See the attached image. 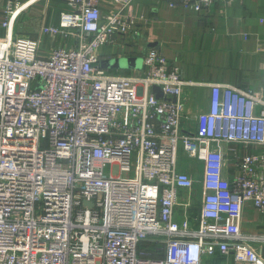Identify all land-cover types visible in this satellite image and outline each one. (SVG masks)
<instances>
[{
    "label": "built area",
    "instance_id": "built-area-1",
    "mask_svg": "<svg viewBox=\"0 0 264 264\" xmlns=\"http://www.w3.org/2000/svg\"><path fill=\"white\" fill-rule=\"evenodd\" d=\"M63 1L40 33L75 44L46 55L15 33L30 0L4 9L0 264H264V233L243 229L247 203L264 215V94L214 84L192 117L181 68L159 49L133 74L101 66L103 47L139 33L137 0H110L107 16L103 0ZM164 1L196 12L226 2ZM181 153L202 165L200 201ZM218 256L231 261L207 262Z\"/></svg>",
    "mask_w": 264,
    "mask_h": 264
},
{
    "label": "crops",
    "instance_id": "crops-1",
    "mask_svg": "<svg viewBox=\"0 0 264 264\" xmlns=\"http://www.w3.org/2000/svg\"><path fill=\"white\" fill-rule=\"evenodd\" d=\"M37 1L30 0L28 5ZM102 4L103 16L115 8L110 0H103ZM40 12L43 15L38 13L29 23L34 31L21 35L38 39L45 55L54 47L75 44V39L41 34L42 26L58 23L61 12L55 11L52 18L46 8ZM134 13L140 19L139 33L122 36L115 45H106L102 56H143L151 48L162 51L181 68L186 81L182 96L186 114L194 117L209 108L214 84L264 94V0H226L224 5L217 4L201 12L172 8L164 0H137ZM247 217L254 218L250 222L257 221L259 226L264 215L247 203L244 225ZM227 260L231 261L218 256L207 262Z\"/></svg>",
    "mask_w": 264,
    "mask_h": 264
},
{
    "label": "rangeland",
    "instance_id": "rangeland-1",
    "mask_svg": "<svg viewBox=\"0 0 264 264\" xmlns=\"http://www.w3.org/2000/svg\"><path fill=\"white\" fill-rule=\"evenodd\" d=\"M23 3L29 1V0H20ZM7 5V0H0V35H3L5 33V28L2 27V21L4 19V9ZM49 10V15L52 18L56 12H62L64 8L63 0H38L36 3L31 5L28 9L23 11L17 18L15 23V32L17 34H29L32 31H34L31 26L29 25L30 22L34 21V18L37 17L38 13L40 15V11H43V9ZM43 13V12H42ZM41 13V14H42ZM43 15V14H42ZM124 57V56H121ZM132 57L141 58L142 61L144 60L142 55H135ZM114 58V57H112ZM116 58V57H115ZM106 59H103L104 62ZM136 70L134 69H117V68H110L109 72L113 74H133ZM180 170L183 172H189L190 175L193 176L195 180V184L192 190V195H195V200L200 199V196L202 195V189H201V179H202V165L200 162H198L194 158H189L184 153L180 154ZM197 195V196H196ZM249 217V216H248ZM247 222L243 226L244 230L250 233H260L263 232L262 228L264 226V218L261 221V225H256L257 221L254 223L250 222L254 218L248 219ZM178 220L181 219L180 215L177 217ZM256 219V218H255ZM194 224H197L196 221H192Z\"/></svg>",
    "mask_w": 264,
    "mask_h": 264
},
{
    "label": "water",
    "instance_id": "water-1",
    "mask_svg": "<svg viewBox=\"0 0 264 264\" xmlns=\"http://www.w3.org/2000/svg\"><path fill=\"white\" fill-rule=\"evenodd\" d=\"M101 66L103 68L140 70L143 67V61L141 58L124 56L106 59L104 62H101ZM152 90L158 98L163 96V92L159 86H154ZM173 100H175V98Z\"/></svg>",
    "mask_w": 264,
    "mask_h": 264
},
{
    "label": "trees",
    "instance_id": "trees-1",
    "mask_svg": "<svg viewBox=\"0 0 264 264\" xmlns=\"http://www.w3.org/2000/svg\"><path fill=\"white\" fill-rule=\"evenodd\" d=\"M63 3H64V1H63ZM64 7H65V5H64ZM0 36H2V35H0ZM140 246H141V248L144 247V248L148 249L151 252V256L153 258H161L164 256L161 253V251L157 250V248L160 249L159 245L149 244L148 242H146V243L141 244Z\"/></svg>",
    "mask_w": 264,
    "mask_h": 264
}]
</instances>
